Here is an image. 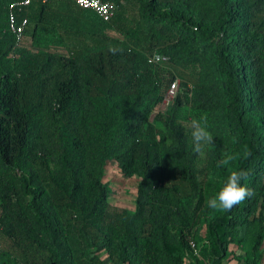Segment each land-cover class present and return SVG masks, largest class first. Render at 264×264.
<instances>
[{"label":"trees","instance_id":"trees-1","mask_svg":"<svg viewBox=\"0 0 264 264\" xmlns=\"http://www.w3.org/2000/svg\"><path fill=\"white\" fill-rule=\"evenodd\" d=\"M12 1L0 0V264H260L264 0H107L109 22L68 4L47 44L32 0L16 48ZM201 115L214 144L196 153L190 122ZM111 161L139 178L133 209L109 202ZM233 169L253 195L204 210L206 175L213 197Z\"/></svg>","mask_w":264,"mask_h":264},{"label":"clouds","instance_id":"clouds-1","mask_svg":"<svg viewBox=\"0 0 264 264\" xmlns=\"http://www.w3.org/2000/svg\"><path fill=\"white\" fill-rule=\"evenodd\" d=\"M155 59L160 60L161 57L157 55ZM190 127L194 151L196 153H199L204 145L214 144V136L208 130V120L206 115H201L199 119L191 120ZM245 155H250V153H246ZM237 158L238 157L235 155L228 156L225 159L224 164H230ZM246 176L247 173L244 170H231L219 192L206 201L207 207L214 211L229 212L234 206L242 203L245 199L253 195V190L242 183Z\"/></svg>","mask_w":264,"mask_h":264},{"label":"built area","instance_id":"built-area-1","mask_svg":"<svg viewBox=\"0 0 264 264\" xmlns=\"http://www.w3.org/2000/svg\"><path fill=\"white\" fill-rule=\"evenodd\" d=\"M32 0H14L7 8V30L14 37V46L16 48L22 41L23 33L28 24V18L25 15ZM77 7L82 9H88L92 11L101 21L109 22L116 10V5L107 0H71ZM17 14H24L20 20H17ZM159 55L153 53L149 55L148 60L151 63H159L164 60L162 55L160 60H156L155 57ZM14 58V54L11 55ZM178 88V81L175 80L171 83L167 94H174ZM189 248L193 255H198L199 248L195 241L188 237ZM1 249V242H0Z\"/></svg>","mask_w":264,"mask_h":264},{"label":"rangeland","instance_id":"rangeland-1","mask_svg":"<svg viewBox=\"0 0 264 264\" xmlns=\"http://www.w3.org/2000/svg\"><path fill=\"white\" fill-rule=\"evenodd\" d=\"M179 89V85L177 90ZM177 91L174 94H167V97L163 101V103L156 109V111L165 110L167 106L172 102L173 98L175 97ZM154 116V113L151 116ZM105 181L109 183L110 188V195H109V202L112 205L119 206L126 209H133L134 208V200H135V194H136V185L139 181L138 177H125L121 172L119 171L118 166L115 162H108L106 169H105ZM214 176L212 174H207L204 182H205V191L207 194L206 201L211 198V189L212 186H214L212 179ZM209 184V185H208ZM210 209L209 207H204V210ZM205 234V226H201L200 228V239L203 238ZM202 237V238H201ZM197 240V239H196ZM198 244L200 253L201 249L204 247L203 240H200L196 242ZM1 247H5L4 240L1 239ZM239 250V249H237ZM264 250V245H263ZM240 252V250L238 251ZM100 255H102L104 258L106 256L104 255V252H100ZM3 255V252L0 255V260ZM8 264H12V262H9ZM106 264H112L109 261L106 262ZM260 264H264V254H263V260Z\"/></svg>","mask_w":264,"mask_h":264},{"label":"crops","instance_id":"crops-1","mask_svg":"<svg viewBox=\"0 0 264 264\" xmlns=\"http://www.w3.org/2000/svg\"><path fill=\"white\" fill-rule=\"evenodd\" d=\"M42 4H45L43 9H38V0H33L32 6L29 8V12L31 14L32 24L44 26L40 32V40L43 41L42 44H47L50 41L60 40V29L56 27V24L59 23L56 21L60 20V15L62 12L68 8V4L75 6V4L71 0H41ZM68 1L70 3H68ZM72 8V7H71ZM47 18L49 20L48 28H45L47 24H42L43 22H35L39 18ZM41 23V24H40ZM263 260V259H262ZM184 264H190V260L186 259ZM223 264H239L235 260H229L224 262Z\"/></svg>","mask_w":264,"mask_h":264}]
</instances>
